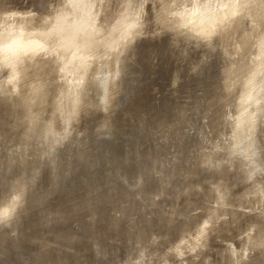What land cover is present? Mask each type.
Returning <instances> with one entry per match:
<instances>
[{
	"label": "bare ground",
	"instance_id": "obj_1",
	"mask_svg": "<svg viewBox=\"0 0 264 264\" xmlns=\"http://www.w3.org/2000/svg\"><path fill=\"white\" fill-rule=\"evenodd\" d=\"M35 1L0 0V264H264V0Z\"/></svg>",
	"mask_w": 264,
	"mask_h": 264
},
{
	"label": "rangeland",
	"instance_id": "obj_2",
	"mask_svg": "<svg viewBox=\"0 0 264 264\" xmlns=\"http://www.w3.org/2000/svg\"><path fill=\"white\" fill-rule=\"evenodd\" d=\"M17 1H19V0H17ZM21 1V0H20ZM24 1H26V0H24ZM33 1H35V0H33ZM36 2V5L38 6V7H41V8H43L42 6H45V4H46V2H47V0H36L35 1ZM157 44L156 43H153V45L151 46L152 47V49L154 48L155 49V53L153 54L154 55V60L151 62L150 61V55L145 59L144 58V56H145V54H147L146 52H144V51H142L141 52V59H139L138 60V67H139V79L141 80V81H143V82H139L138 84H134V89H133V91H132V94L130 95V100H128V105H129V102H130V104L131 105H129L130 106V109L127 107V109H129V111L131 112V113H133V112H135V111H137V110H139V107H140V109L141 110H143V109H145V111L146 110H148V111H146L148 114V117L147 118H150L149 116H151L150 115V113H152V114H154V115H156V113H159V114H161V113H163V111L164 110H166V108H167V103H168V100L170 99L169 97H168V94H167V89H165V84H166V78H167V75H168V71H169V68L171 67V65H170V61L168 60V58H167V54L166 53H164L165 51H164V49H163V44H161L160 45V47L159 46H157ZM159 48V49H158ZM144 50V49H143ZM161 53V54H160ZM140 54V53H139ZM144 55V56H143ZM158 55V56H157ZM143 56V57H142ZM142 58H144V59H142ZM160 58V59H159ZM162 58V59H161ZM148 59V60H147ZM159 61V62H158ZM162 61V62H161ZM152 63V64H151ZM151 64V65H150ZM165 64V65H164ZM146 65V66H145ZM156 65V66H155ZM155 67V68H154ZM146 68V69H145ZM155 70L154 72H153V70ZM146 70H148L147 72H146ZM151 72V73H150ZM152 72L154 73V75H156V77L152 74ZM155 72H157V73H155ZM150 75V76H149ZM142 77V78H141ZM145 77H146V79H145ZM148 77L150 78L151 77V79L149 80L148 79ZM152 78H153V81H152ZM144 82H146V83H144ZM142 83V84H141ZM147 83H149V84H147ZM160 84V85H159ZM142 85H146L145 87L144 86H142ZM154 85H155V87L156 88H154ZM158 85V86H157ZM142 86V87H141ZM150 86V87H149ZM153 87V88H152ZM141 88V90H139ZM167 88V87H166ZM153 89V90H152ZM156 89V90H155ZM152 90V91H151ZM164 90H166V91H164ZM146 91V92H145ZM164 91V92H163ZM137 92H138V95H137ZM145 92V93H144ZM155 92V93H154ZM148 93V94H147ZM150 93H151V97H150ZM155 94V95H153V94ZM158 93V94H157ZM130 94V93H129ZM145 94V95H144ZM182 94V93H181ZM136 96V97H132V96ZM141 95H142V97H141ZM143 95H144V98H143ZM162 95H164V96H162ZM146 96V97H145ZM148 97V98H147ZM166 97H167V99H166ZM147 98V99H146ZM155 98H157V99H155ZM164 98H165V100H166V102H165V100H164ZM137 100V101H136ZM141 100H142V102H141ZM144 100V101H143ZM164 101V102H163ZM134 102H136V103H134ZM149 102V103H148ZM159 103L158 104V106L160 107H157L158 109H157V111H153V110H151V109H153L152 107H151V109L149 108V106L150 105H152V104H155V103ZM137 103H139V105L137 104ZM160 103H161V105H160ZM163 103H165V104H163ZM135 104H136V106H135ZM141 104V105H140ZM134 105V106H133ZM143 105H144V107H143ZM149 105V106H148ZM162 105H164L163 107H162ZM133 107V108H132ZM136 107H138V109L137 110H135L136 109ZM163 110V111H162ZM133 111V112H132ZM144 111V112H145ZM146 115V116H147Z\"/></svg>",
	"mask_w": 264,
	"mask_h": 264
},
{
	"label": "snow or ice",
	"instance_id": "obj_3",
	"mask_svg": "<svg viewBox=\"0 0 264 264\" xmlns=\"http://www.w3.org/2000/svg\"><path fill=\"white\" fill-rule=\"evenodd\" d=\"M7 213H6V211H5V215H6Z\"/></svg>",
	"mask_w": 264,
	"mask_h": 264
}]
</instances>
